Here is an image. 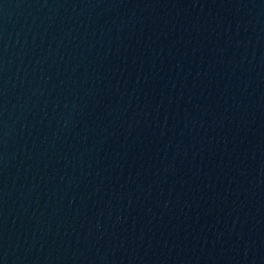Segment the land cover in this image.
Returning a JSON list of instances; mask_svg holds the SVG:
<instances>
[{
    "label": "water",
    "instance_id": "1",
    "mask_svg": "<svg viewBox=\"0 0 264 264\" xmlns=\"http://www.w3.org/2000/svg\"><path fill=\"white\" fill-rule=\"evenodd\" d=\"M0 264H264V0H0Z\"/></svg>",
    "mask_w": 264,
    "mask_h": 264
}]
</instances>
